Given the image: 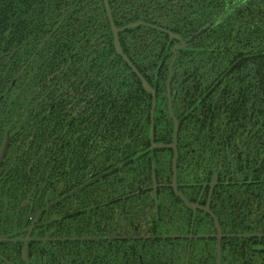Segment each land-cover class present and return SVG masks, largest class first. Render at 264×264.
I'll use <instances>...</instances> for the list:
<instances>
[{
    "label": "flooded vegetation",
    "instance_id": "obj_1",
    "mask_svg": "<svg viewBox=\"0 0 264 264\" xmlns=\"http://www.w3.org/2000/svg\"><path fill=\"white\" fill-rule=\"evenodd\" d=\"M103 4L0 33V264H264L260 57Z\"/></svg>",
    "mask_w": 264,
    "mask_h": 264
},
{
    "label": "trees",
    "instance_id": "obj_2",
    "mask_svg": "<svg viewBox=\"0 0 264 264\" xmlns=\"http://www.w3.org/2000/svg\"><path fill=\"white\" fill-rule=\"evenodd\" d=\"M115 23L118 26L130 21L143 19L155 25L166 28H184L197 31L202 27L212 25L208 32L198 41L208 45L221 43L227 49L225 56L229 63L243 55H258L264 73V0H108ZM63 11L61 25L76 26L70 20L79 17L77 11H103V0H0V33L5 34V28L22 26L35 29L38 36L48 33V10ZM90 14L84 13L87 18ZM100 25L108 26L106 17L100 15ZM20 19L21 22H17ZM55 24V22H54ZM88 24V23H85ZM31 27V28H28ZM151 31V29H150ZM16 32V30L14 31ZM24 32H33L24 30ZM73 32L76 33V30ZM134 35H138L133 32ZM87 34H93L88 32ZM93 42H100L90 39ZM140 39L138 38V41ZM18 44L19 39H17ZM0 42H4L1 40ZM12 44L15 39L11 40ZM218 42V43H217ZM102 43L103 50L112 48ZM177 63H180L177 61ZM1 68V63H0ZM191 71L194 72L192 69ZM259 74L257 68L253 71ZM261 97L263 99L261 115L264 117V87L261 79ZM264 122L261 123V125ZM262 133L264 126L262 125ZM262 146V151H263Z\"/></svg>",
    "mask_w": 264,
    "mask_h": 264
},
{
    "label": "water",
    "instance_id": "obj_3",
    "mask_svg": "<svg viewBox=\"0 0 264 264\" xmlns=\"http://www.w3.org/2000/svg\"><path fill=\"white\" fill-rule=\"evenodd\" d=\"M105 3H106V2H105ZM106 9H107V12H108V14H109V18H110V21H111V26H112V28H113V32H114L116 49H117V51H118L120 54H122V51H121V49H120L119 42H118V36H117V34H118V30H119V29H117V28L114 26V23L112 22V19H111V16H110V10H109V8H108L107 3H106ZM136 24H138V23H133V24H130L129 26L132 27V26H135ZM211 26H212V25L210 24V25L204 27V28L201 29L197 34H195L192 38H195V37L201 35V34L204 33L205 31H207ZM176 37H177V36H176ZM177 38H179V37H177ZM184 44H185V43L183 42L182 45H184ZM250 57H251V58L258 59V58L260 57V54H258V55H251ZM244 58H245V57L240 58V59L235 63V66L238 65V64H240V63L244 60ZM144 84H146V83H144ZM2 152H3V151H2ZM2 152H1V154H2ZM0 159H1V157H0Z\"/></svg>",
    "mask_w": 264,
    "mask_h": 264
}]
</instances>
